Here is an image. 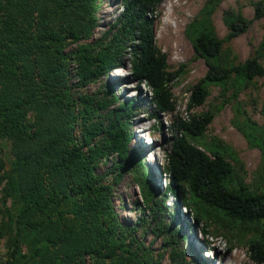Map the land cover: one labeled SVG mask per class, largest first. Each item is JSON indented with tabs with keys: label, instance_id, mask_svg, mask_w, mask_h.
<instances>
[{
	"label": "trees",
	"instance_id": "obj_1",
	"mask_svg": "<svg viewBox=\"0 0 264 264\" xmlns=\"http://www.w3.org/2000/svg\"><path fill=\"white\" fill-rule=\"evenodd\" d=\"M220 1L208 0L203 18L192 26L195 53L206 61L208 71L193 89L191 107L204 104L211 84H224L232 77L248 82L264 77V66L256 57L225 68L216 64L223 42L213 32L209 16ZM162 3L123 0L109 43L69 53V43L90 39L97 28L95 0H0V136L8 135L15 158L6 176L7 195L21 204L17 217L4 225L13 246L8 264L24 259L18 235L38 264H158L142 249L135 228L120 223L109 187L103 184L105 176L96 173L99 162L115 156L116 176L125 169L146 175L141 162L128 153V103L110 110L117 96L74 99L70 90L87 87L122 65L121 56L131 40L133 77L151 89L158 112L173 111L169 85L180 71L168 72L167 55L156 46L154 27ZM226 18L228 39H235L264 18V0L257 4L252 20ZM71 60L78 64L75 85ZM101 109L106 111L105 121L94 122ZM212 121L213 115H205L179 123L164 171L170 180L167 193L183 198L184 208L191 195L232 219L263 221L264 194L251 193L243 184L231 187L235 170L224 155L220 151L209 155L190 143L187 136L203 135ZM261 149L264 154V139ZM176 210L180 212V206ZM173 257L188 264L183 253L174 252ZM250 257L264 264V245L258 240L250 243Z\"/></svg>",
	"mask_w": 264,
	"mask_h": 264
},
{
	"label": "rangeland",
	"instance_id": "obj_2",
	"mask_svg": "<svg viewBox=\"0 0 264 264\" xmlns=\"http://www.w3.org/2000/svg\"><path fill=\"white\" fill-rule=\"evenodd\" d=\"M263 0H221L210 14L213 32L223 42L222 53L215 61L220 67L244 63L258 58L264 66V18L256 21L241 36L229 40L230 29L226 16L252 20L255 9ZM208 0H163L155 22L156 46L167 55L168 72L180 71L179 77L169 86L172 91L173 111L161 114L154 103L153 92L140 84L132 75L133 56L129 46L121 56L122 65L105 72L103 77L87 87L72 86V98L84 96L97 100L119 99L110 110L128 103L129 156L141 162L146 175L122 170L117 176L115 156L99 162L96 173L105 176L103 184L109 187L111 204L119 221L133 230L137 241L143 245L158 264H180L174 252L183 253L188 264H256L250 257V243L258 240L264 245V220L247 223L232 219L224 212L197 202L188 195V207L183 198L168 192L169 176L164 173L167 155L173 139L178 135V125L190 122L192 117L213 115V121L203 135H188L191 144L207 152L220 151L234 168L231 187L243 184L251 193L264 194V77L251 82L232 77L224 84L208 86V96L201 106L191 107L193 89L206 76L207 63L194 50L195 30ZM123 0H95L93 13L97 28L90 39L77 44L69 43L67 52L76 53L98 42L109 43L116 30L115 24L123 11ZM207 19V16L204 18ZM96 52V50H95ZM72 85L78 64L70 61ZM120 69V74L115 72ZM80 108V105L79 107ZM105 110L94 115V122L105 121ZM128 119V121H129ZM80 138L81 127H77ZM15 158L8 135L0 136V264L12 262L13 246L7 225L16 218L20 205L7 195V173L11 172ZM143 182V184H142ZM180 206V212L176 209ZM161 207L160 211L157 209ZM7 224L6 226H4ZM10 224V223H9ZM205 231V233H204ZM21 264H38L28 244L17 236ZM210 247V251L207 248ZM210 254V257L208 256ZM214 257V258H213Z\"/></svg>",
	"mask_w": 264,
	"mask_h": 264
},
{
	"label": "bare ground",
	"instance_id": "obj_3",
	"mask_svg": "<svg viewBox=\"0 0 264 264\" xmlns=\"http://www.w3.org/2000/svg\"><path fill=\"white\" fill-rule=\"evenodd\" d=\"M122 71L120 70V69H118L116 72H115V74H120ZM210 254L211 253H208V256L210 257ZM214 258V257H213Z\"/></svg>",
	"mask_w": 264,
	"mask_h": 264
}]
</instances>
